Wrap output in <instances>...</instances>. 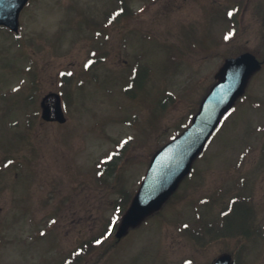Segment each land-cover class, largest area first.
Instances as JSON below:
<instances>
[{
    "label": "rangeland",
    "instance_id": "obj_1",
    "mask_svg": "<svg viewBox=\"0 0 264 264\" xmlns=\"http://www.w3.org/2000/svg\"><path fill=\"white\" fill-rule=\"evenodd\" d=\"M234 1L31 0L19 33L0 28V264L76 251L74 264H210L224 251L264 264V67L164 207L115 236L152 155L190 124L225 59L264 60V0L235 17ZM52 91L65 123L41 118ZM234 196L251 212L229 235L247 211Z\"/></svg>",
    "mask_w": 264,
    "mask_h": 264
},
{
    "label": "water",
    "instance_id": "obj_2",
    "mask_svg": "<svg viewBox=\"0 0 264 264\" xmlns=\"http://www.w3.org/2000/svg\"><path fill=\"white\" fill-rule=\"evenodd\" d=\"M27 1L0 0V24L18 30L20 11ZM259 68V62L249 53L225 62L216 74L218 80L204 98L193 124L153 156L148 173L122 217L118 237L127 234L130 227L139 225L163 206L191 170L222 115L244 93L250 77ZM41 106L44 119L66 121L59 94L49 93L43 98ZM213 264H231V256L223 254Z\"/></svg>",
    "mask_w": 264,
    "mask_h": 264
},
{
    "label": "snow or ice",
    "instance_id": "obj_3",
    "mask_svg": "<svg viewBox=\"0 0 264 264\" xmlns=\"http://www.w3.org/2000/svg\"><path fill=\"white\" fill-rule=\"evenodd\" d=\"M231 14V13H230ZM98 243H99V241H98Z\"/></svg>",
    "mask_w": 264,
    "mask_h": 264
}]
</instances>
